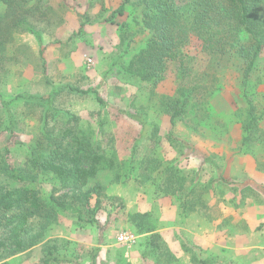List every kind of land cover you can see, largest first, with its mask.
Here are the masks:
<instances>
[{
	"label": "rangeland",
	"instance_id": "obj_1",
	"mask_svg": "<svg viewBox=\"0 0 264 264\" xmlns=\"http://www.w3.org/2000/svg\"><path fill=\"white\" fill-rule=\"evenodd\" d=\"M13 1L18 10L0 0V195L35 189L51 224L42 228L40 217L28 216L25 238L43 237L0 264H232L234 247L264 242V49L246 84L239 53H210L193 36L183 64L170 61L152 83L130 68L151 36L137 0L114 21L124 0ZM19 18L36 32L18 26ZM72 87L96 90L105 106ZM52 92L54 115L31 98ZM176 102L183 112L172 124ZM50 131L68 149L83 144L119 162L92 183L103 186L92 200H101L98 225L53 212L50 196L66 199L68 192L54 176L11 177L10 167L49 152ZM62 132L73 134L62 139ZM17 212L0 204V221ZM137 212L149 214L147 226L161 236L158 250H151L152 233L132 221ZM16 223L0 225V237ZM120 232L136 234L137 242L120 243ZM52 240L69 262L44 263Z\"/></svg>",
	"mask_w": 264,
	"mask_h": 264
},
{
	"label": "trees",
	"instance_id": "obj_2",
	"mask_svg": "<svg viewBox=\"0 0 264 264\" xmlns=\"http://www.w3.org/2000/svg\"><path fill=\"white\" fill-rule=\"evenodd\" d=\"M10 8L18 10L13 0H1ZM133 0L124 2L109 17L114 21L117 14H124L127 4ZM143 7V26L151 34L147 44L130 63L132 71L142 80L157 83L163 79L165 70L170 61L181 60L183 64V46L191 40L193 36L202 39L205 50L210 53H239L245 59V83L248 84L249 77L255 68L256 62L264 49V0H137ZM20 16V14L18 15ZM17 25L23 27V19L17 20ZM26 27V26H24ZM23 27V28H24ZM28 29L36 32L30 25ZM26 27V28H27ZM38 34V32H37ZM83 93H93L101 106H105L104 99L94 89L82 91L78 88H71ZM27 97V96H26ZM28 98V97H27ZM39 102L47 104V109H52V114L57 110L52 107L54 92L47 98L34 97ZM176 102L172 105L174 109L171 115V123L183 112L182 103ZM5 106L6 101H4ZM130 113V111H124ZM251 114L253 107L251 106ZM131 114V113H130ZM133 116V115H132ZM138 118V117H136ZM255 117L252 115V121ZM140 124H145L139 120ZM44 141L49 144V152L41 151L39 154H31L26 167H10L11 177L17 180H24L30 177L32 181L38 176H54L59 179L68 192L66 199L50 196L53 205V212H63L74 215L78 220L98 225L97 212L100 208L101 200L97 196L95 205L92 206L94 193H99L103 189L102 183L92 187V183L101 172L118 168L119 162L114 157L104 154L94 153L83 148L80 144L76 150L68 149L62 140H56L50 131L45 133ZM60 138L64 139L71 132H62ZM80 142V141H79ZM78 143V141H77ZM48 146V145H47ZM4 153L1 152V155ZM6 166L9 163L5 161ZM1 208L4 210L16 208L19 210L12 218L0 225L10 226L9 234L0 237V257L4 255H14L24 251L34 245L43 237V233L32 235L30 239L25 238L22 227L28 216L40 217L44 222L40 226L47 229L51 222H48L51 215L47 206L42 203L37 192L33 188L24 187L19 192H6L0 195ZM27 208L26 215H22L21 209ZM148 213L137 212L132 215V221L137 229L142 232L152 233L150 243L152 251L161 248V236L153 233L154 230L147 226ZM50 221V220H49ZM44 263L69 262L67 257L61 256L56 240L48 241Z\"/></svg>",
	"mask_w": 264,
	"mask_h": 264
},
{
	"label": "crops",
	"instance_id": "obj_3",
	"mask_svg": "<svg viewBox=\"0 0 264 264\" xmlns=\"http://www.w3.org/2000/svg\"><path fill=\"white\" fill-rule=\"evenodd\" d=\"M253 253L255 251H258L259 253H263L264 255V242L258 243V244H250L246 242L242 247H234L235 252V258L234 262L232 264H264V257L256 260L254 257H250L251 252ZM244 253L245 258L244 260H241L240 258H237V254Z\"/></svg>",
	"mask_w": 264,
	"mask_h": 264
},
{
	"label": "built area",
	"instance_id": "obj_4",
	"mask_svg": "<svg viewBox=\"0 0 264 264\" xmlns=\"http://www.w3.org/2000/svg\"><path fill=\"white\" fill-rule=\"evenodd\" d=\"M88 61L92 62L91 59ZM118 241L123 244L134 245L137 242V235L131 232H120L118 234Z\"/></svg>",
	"mask_w": 264,
	"mask_h": 264
}]
</instances>
